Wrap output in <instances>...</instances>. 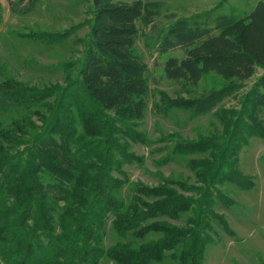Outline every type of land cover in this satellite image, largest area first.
<instances>
[{"label":"trees","instance_id":"trees-1","mask_svg":"<svg viewBox=\"0 0 264 264\" xmlns=\"http://www.w3.org/2000/svg\"><path fill=\"white\" fill-rule=\"evenodd\" d=\"M7 1L16 15L33 11L37 2ZM92 5L83 63L64 87L0 80V264H101L104 259L205 264L213 243L210 222L231 233L213 209L217 200L226 203L216 186L253 187L236 169L237 148L262 137L246 119L264 126L258 119L264 114V74L243 96L239 112H231L234 122L216 112L223 138L173 148L181 157L204 156L189 161L194 185L163 176L154 186L130 182L123 165H143V158L130 152L131 144L147 142L137 130L148 94L147 66L135 52L138 23L150 24L160 4L92 0ZM213 25L179 18L162 43L163 53L184 51L181 59L167 58L163 71L185 93L210 74L229 81L186 107L198 116L232 95L256 69L264 70V0L244 16H218ZM47 36L42 39L47 44L62 38ZM183 217L182 224L173 223ZM107 224L117 238L109 247L103 244Z\"/></svg>","mask_w":264,"mask_h":264},{"label":"rangeland","instance_id":"rangeland-1","mask_svg":"<svg viewBox=\"0 0 264 264\" xmlns=\"http://www.w3.org/2000/svg\"><path fill=\"white\" fill-rule=\"evenodd\" d=\"M147 1L160 4L150 24L138 23L135 42V52L147 66L146 109L137 128L147 142L131 144L130 148V152L143 158V165L124 164L123 171L130 182L140 181L149 186L158 184L160 176L194 185L189 161L204 156L181 157L172 152L173 148L183 143L215 142L223 138L224 125L216 112L228 114L227 118L234 122L236 116L231 112H239L243 96L264 70L256 69L254 76L241 82L232 95L225 96L207 114L198 116L186 107L229 85V81L210 74L197 88L185 93L180 85L168 80L163 71L167 58L181 59L184 51L176 47L163 53V38L179 18L192 19L201 26L213 28L216 17L244 16L260 0ZM94 15L92 0H37L34 10L25 15L12 13L8 1L0 0V80L11 78L38 89L54 85L64 87L67 78H75L83 63ZM47 35L62 38L55 44H47L42 41ZM258 119L264 120V114ZM246 121L247 126L255 128V125L260 129L262 137H250L244 145L238 146L236 169L253 187L241 189L232 183L216 186L226 203L217 200L213 209L224 218L231 233L216 221L210 222L214 229L210 234L213 243L206 249L205 264H264V126H257L249 117ZM128 193L125 188L123 195ZM183 221L184 217L173 223L182 224ZM116 241L107 224L104 246L109 247ZM101 264L111 263L104 259Z\"/></svg>","mask_w":264,"mask_h":264}]
</instances>
